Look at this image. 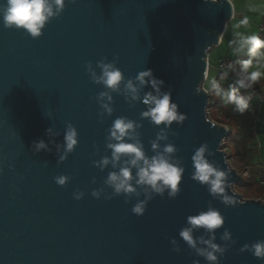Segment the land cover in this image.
<instances>
[{
  "label": "water",
  "instance_id": "water-1",
  "mask_svg": "<svg viewBox=\"0 0 264 264\" xmlns=\"http://www.w3.org/2000/svg\"><path fill=\"white\" fill-rule=\"evenodd\" d=\"M233 15L231 0H66L61 15L38 38L5 28L0 19V264H208L179 231L187 216L207 210L209 202L225 217L216 243H224V228L236 241L219 264H264L240 251L246 243L264 240V203L242 200L232 191L241 175L221 148L230 132L210 120V94L204 88L210 51ZM117 55L125 80L151 69L187 116L182 125L173 122L166 141L176 146L174 155L185 169L178 195L154 196L142 216L131 212L135 197L126 203L123 195H91L100 188L112 192L104 185L111 166L101 171L93 161L110 156L105 136L116 118L141 125L149 156L150 141L163 127L141 119L145 105H130L118 93H113V114L99 116L96 97L105 89L92 82L86 64L95 67ZM69 122L78 131V144L66 160L57 162L52 144L51 152H33L32 141H47L49 127L60 133L53 139L62 144ZM202 143L212 153L208 160L226 171V194L235 207H226L192 179L191 157ZM59 175L70 176L66 185L55 182ZM77 190L84 192L80 200L73 196ZM195 235L207 238L203 229ZM172 238L180 252L173 251Z\"/></svg>",
  "mask_w": 264,
  "mask_h": 264
},
{
  "label": "clouds",
  "instance_id": "clouds-1",
  "mask_svg": "<svg viewBox=\"0 0 264 264\" xmlns=\"http://www.w3.org/2000/svg\"><path fill=\"white\" fill-rule=\"evenodd\" d=\"M75 2L76 0H72V3ZM211 2L214 3L216 0H211ZM65 3L66 0H4L0 3V19L5 28L23 30L32 38H38L43 34L46 25L53 18L61 15ZM242 23L246 24L247 20ZM231 43L237 54L246 49L249 59L241 62L239 71H235L232 64L227 67L235 72V84L239 88L251 89L257 83L261 73L259 71L249 72L248 69L253 64V59L259 63L262 54L260 50L264 49V40L257 35L238 36ZM118 60L117 55L110 62L107 57L97 61L95 67L90 61L86 64V71L92 82L102 85L105 89L96 97V102L102 109L99 116L103 118L105 114L108 116L113 114L114 109L111 106L113 93H118L122 94L130 105L134 106L135 102L145 105L146 110L140 113L141 119H148L153 125H163V127L157 132L156 138L150 141L153 154L149 156L138 131L141 125L127 117L116 118L106 130L105 136V151L110 150V156L105 155L93 161L94 166L101 171L111 166L112 170L108 172L104 185L111 188L112 192L109 195L105 192V188H100L92 190L91 195L97 199L101 196L111 199L114 196L123 195L126 203L135 197L136 203L132 206L131 212L142 216L154 196L164 197L167 193L168 198L174 199L178 195L185 169L181 166L180 158L174 155L178 151L176 146L166 141L169 139L168 130L171 129L173 122L182 125L187 116L179 111L178 104L172 100L171 90H163L164 81L156 78L151 69L142 70L134 78L125 80L121 69L117 67ZM97 68L100 70L99 73L96 71ZM122 84L123 90L121 91ZM145 88L150 90L144 91L141 96ZM211 88L216 96L235 104L239 112L243 113L248 109L249 101L238 94L237 87L230 86L225 89L213 80ZM45 134L48 140L43 138L33 140L31 148L34 153L51 152L49 145H54L58 154V163L66 160L78 144V131L70 122L64 130L62 144L56 143L53 139L60 133L53 132L51 127L46 129ZM173 135L176 133L173 132ZM211 154L207 143H202L195 149L191 157L192 179L201 185H206L209 194L213 198H219L226 207H235V201L226 194L228 187L226 171L208 160L207 156ZM54 179L58 185L64 186L70 180V176L59 175ZM92 183H95V178ZM73 196L76 200H80L84 192L77 190ZM224 225L225 217L209 202L207 210L187 216L185 226L179 231V237L208 264H219L220 258L224 256L229 246L236 243L228 228H224L220 235V240L224 243H216V231ZM199 229L204 230L207 238L195 235ZM170 243L173 251H181L176 238H172ZM240 251H248L254 257L264 260V240L246 243ZM193 264H199V261H193Z\"/></svg>",
  "mask_w": 264,
  "mask_h": 264
},
{
  "label": "rangeland",
  "instance_id": "rangeland-1",
  "mask_svg": "<svg viewBox=\"0 0 264 264\" xmlns=\"http://www.w3.org/2000/svg\"><path fill=\"white\" fill-rule=\"evenodd\" d=\"M245 1L248 0H242L243 3ZM243 3L236 0L238 8ZM238 13H241L243 16L240 17L238 15L236 20L234 18L231 19L222 37L223 39H221L219 45L215 46L210 51L208 59L210 70L208 68L209 71L204 83V88L209 90L210 94V104L208 105L210 120L212 123L226 127L230 132L229 135L223 139L221 148L227 153L231 167L236 169L241 175V179L233 184L232 191L239 194L242 200L254 199L260 200L264 203V175H261L263 171H260L261 168L264 170V136L263 134L258 136H261L258 138L260 146L258 147L256 145V149H254L255 147L252 145L249 147L246 146L244 139L251 140L254 135L250 132V128L255 125H253L255 118L254 121L251 120V116L253 115L252 110L248 107V109H246L243 113L239 112L234 105H230L228 102L225 104V100L223 101V98L216 96L214 90L211 88L212 81L218 78H221L222 84L224 85L223 88L230 87V84L236 80L234 71H225L221 74L219 64L221 60L227 58V56L231 58H237L241 55L243 56L247 50L245 49L244 52L237 54L234 52V46L231 42L238 36H244L242 35V31L244 29L248 30H244V32H247V36H250L255 30L254 26H258L259 23L264 21V12L244 10L243 12L239 11ZM244 20H247L246 24L242 23ZM248 24H250V27H247ZM261 53L262 54L259 59L264 61V49L261 50ZM262 64L264 65V62ZM238 69H240V66ZM238 69L235 71H238ZM256 71L259 70L256 68ZM260 73L263 75V72ZM235 87H237L238 92L247 90L239 88L236 84ZM262 93H264V90L246 98L249 101V106L256 105L257 101H259V104L261 103L260 122L264 121V95ZM234 115L241 117L239 128H232L234 123L237 121V118H233ZM241 115H243L247 124L242 121ZM258 124L260 125L261 123Z\"/></svg>",
  "mask_w": 264,
  "mask_h": 264
},
{
  "label": "crops",
  "instance_id": "crops-1",
  "mask_svg": "<svg viewBox=\"0 0 264 264\" xmlns=\"http://www.w3.org/2000/svg\"><path fill=\"white\" fill-rule=\"evenodd\" d=\"M232 1V3H233V7H234V15H233V18L236 20V18L238 17V15L241 17V16H243L241 13H238L239 11H241V12H243L244 10H252V11H255V12H264V0H248V1H245L244 3L242 2V0H239V2L240 3H243L242 5H240L239 6V8H238V4H236V0H231ZM232 18V19H233ZM228 25V24H227ZM263 26V28H264V21L263 22H261V23H259L258 24V26L257 25H255L254 26V28H255V30H254V32L251 34V35H257V36H259L262 40H264V31L263 32H261V29H260V27H262ZM247 27H250V24H248V26ZM227 28V27H226ZM245 31H248L247 29H244ZM244 30L242 31V35H244V36H247L248 35V33L247 32H244ZM223 39V38H222ZM262 50V49H261ZM260 50V51H261ZM228 57V56H227ZM238 57H242V55L241 56H238ZM209 59V58H208ZM259 62L260 63H257V60L256 59H253V64L249 67V69H248V71L249 72H251V71H256V68L260 71V72H263V75H261L260 77H259V79H258V81H257V83L253 86V87H258V86H260V88L256 91V93L255 94H258V93H260V92H262L263 90H264V65L262 64L264 61H262V60H260L259 59ZM262 62V63H261ZM239 68V67H238ZM209 70H210V68H209ZM208 70V71H209ZM240 69H238V71H239ZM221 74H223V73H221ZM217 80V79H216ZM215 80V81H216ZM219 84H220V86L221 87H224V85L222 84V81H221V78H220V81L218 82ZM252 87V88H253ZM227 88H229V87H226L225 89H227ZM251 88V89H252ZM238 94L240 95V92H238ZM263 95H264V93H262ZM225 99H223V101H224ZM264 100V99H263ZM227 103V101L225 100V104ZM234 105L235 106V104H233V103H230V105ZM260 105H261V103L259 104V101H257L256 102V105H254V106H249L250 107V109L252 110V116H251V120H253L254 121V118H255V121L253 122V127H251L250 128V132H251V134H254L253 136H252V138H251V140H249V139H244L245 141V143H246V146H250V145H252L253 147H255L254 149H256V145L259 147L260 145H259V140H258V138H260V137H258L260 134H263V136H264V121H262V122H260V117H261V109H260ZM233 106V107H234ZM236 107V106H235ZM242 116V121L245 123V124H247V121H245V119H244V117H243V115H241ZM233 118H237V121L234 123V125L232 126V128L233 127H235V128H239L240 127V121H241V117L240 116H236V115H234V117ZM258 123H261L260 125L258 124ZM253 144H255V145H253ZM263 171V173H261V175H264V170H263V168H261L260 169V171Z\"/></svg>",
  "mask_w": 264,
  "mask_h": 264
},
{
  "label": "built area",
  "instance_id": "built-area-1",
  "mask_svg": "<svg viewBox=\"0 0 264 264\" xmlns=\"http://www.w3.org/2000/svg\"><path fill=\"white\" fill-rule=\"evenodd\" d=\"M260 29H261V32L264 31L263 26L260 27ZM240 59H241V57H237V58H231V57H230V58H225V59L221 60V62H220V64H219V69H220V71H222V72H225V71H233V70H229V69H228L227 66H228L229 64H232V65L234 66V69L237 70L238 67H239ZM230 86L235 87V81H233V82L230 84ZM206 90H207V89H206ZM207 91L209 92V90H207ZM261 179H262V178H261ZM263 179H264V176H263Z\"/></svg>",
  "mask_w": 264,
  "mask_h": 264
},
{
  "label": "trees",
  "instance_id": "trees-1",
  "mask_svg": "<svg viewBox=\"0 0 264 264\" xmlns=\"http://www.w3.org/2000/svg\"><path fill=\"white\" fill-rule=\"evenodd\" d=\"M227 58H230V57H227ZM247 59H249V56H248V54H247V52L241 57V59H240V63H239V66H240V68H241V62L242 61H244V60H247ZM221 73H224V72H222V71H220ZM220 81V78H218L217 80H216V82L218 83ZM260 88V86H258V87H253L252 89H247V90H245V91H240V95L241 96H243V97H245V98H248L249 96H252V95H255V93H256V91L258 90ZM212 102V101H211Z\"/></svg>",
  "mask_w": 264,
  "mask_h": 264
}]
</instances>
